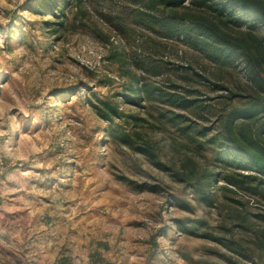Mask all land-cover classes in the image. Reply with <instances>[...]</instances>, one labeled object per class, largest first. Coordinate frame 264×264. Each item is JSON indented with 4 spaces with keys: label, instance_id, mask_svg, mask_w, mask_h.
<instances>
[{
    "label": "rangeland",
    "instance_id": "obj_1",
    "mask_svg": "<svg viewBox=\"0 0 264 264\" xmlns=\"http://www.w3.org/2000/svg\"><path fill=\"white\" fill-rule=\"evenodd\" d=\"M210 17L0 0V264H264V177L231 145L264 147V114L227 131L256 89Z\"/></svg>",
    "mask_w": 264,
    "mask_h": 264
},
{
    "label": "trees",
    "instance_id": "obj_2",
    "mask_svg": "<svg viewBox=\"0 0 264 264\" xmlns=\"http://www.w3.org/2000/svg\"><path fill=\"white\" fill-rule=\"evenodd\" d=\"M173 12L177 9L201 10L211 17L199 18L197 22L207 33L210 41L215 44V59H240L252 74L251 82L255 87L256 98L244 109L229 115L227 131L230 133L232 124L238 119H250L264 114V0H151ZM187 4V6H185ZM192 23L191 21H188ZM228 24L235 28L246 27V32L232 37L227 32ZM260 29L261 35L256 36L253 29ZM218 57V58H217ZM251 69V70H250ZM260 99L263 102H259ZM104 106L108 107L106 104ZM264 133V132H263ZM234 138L232 144L235 151L244 156L253 167L264 177V147L254 144L252 137L241 135Z\"/></svg>",
    "mask_w": 264,
    "mask_h": 264
}]
</instances>
